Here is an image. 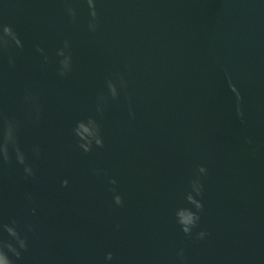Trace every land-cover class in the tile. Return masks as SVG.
Masks as SVG:
<instances>
[{
  "label": "water",
  "instance_id": "1",
  "mask_svg": "<svg viewBox=\"0 0 264 264\" xmlns=\"http://www.w3.org/2000/svg\"><path fill=\"white\" fill-rule=\"evenodd\" d=\"M0 264H264V0H0Z\"/></svg>",
  "mask_w": 264,
  "mask_h": 264
},
{
  "label": "clouds",
  "instance_id": "2",
  "mask_svg": "<svg viewBox=\"0 0 264 264\" xmlns=\"http://www.w3.org/2000/svg\"><path fill=\"white\" fill-rule=\"evenodd\" d=\"M4 31H5V33H9L11 30H10V28L8 27V26H5L4 27ZM17 42H18V40H17ZM96 143L97 144H100L101 143V141H96ZM6 144H7V135L5 134V151H4V158H5V160H7V158H8V156H7V148H6ZM90 144V143H89ZM89 144L88 145H85V144H81L80 146L85 150V151H88L89 150ZM19 153V149H17V154ZM17 159L21 162V163H23V156H19V155H17ZM25 172H31V169L29 168V167H25ZM62 183H64V184H67V181H63ZM115 202L117 203V204H119L120 202H121V200H120V197L119 196H116L115 197ZM201 207V205L198 207V209ZM193 215H195L196 217H197V215H196V213H188V215L187 216H181L179 219H178V223L181 225V228H182V231L184 232V233H188L189 231H190V229L188 228V224L189 223H191V217L193 216ZM197 219H198V217H197ZM199 235H203V233H200ZM108 258L110 259L111 258V253H108Z\"/></svg>",
  "mask_w": 264,
  "mask_h": 264
}]
</instances>
